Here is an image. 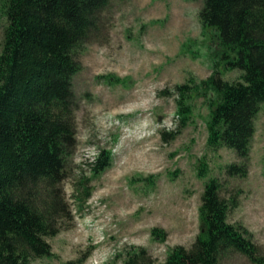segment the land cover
<instances>
[{"label": "rangeland", "instance_id": "rangeland-1", "mask_svg": "<svg viewBox=\"0 0 264 264\" xmlns=\"http://www.w3.org/2000/svg\"><path fill=\"white\" fill-rule=\"evenodd\" d=\"M109 2L100 27L90 31L93 37L78 53L80 67L72 79L77 147L64 186L73 224L48 238L52 255L31 264H123L137 246L163 261L175 245L190 247L195 241L210 176L223 180L225 196L242 190L229 219L251 232L264 255V106L254 120L246 177L227 172L226 166L239 160L234 149L208 145L204 98L193 100L187 124L177 111L175 85L212 71L219 29L201 22L204 0ZM220 69L225 79L241 73ZM103 149L112 150V164L91 180L92 196L78 210L73 184L82 173L90 175V162ZM201 157L207 177L198 175ZM154 227L164 239L152 235ZM218 264L256 263L229 252Z\"/></svg>", "mask_w": 264, "mask_h": 264}, {"label": "trees", "instance_id": "trees-1", "mask_svg": "<svg viewBox=\"0 0 264 264\" xmlns=\"http://www.w3.org/2000/svg\"><path fill=\"white\" fill-rule=\"evenodd\" d=\"M109 1L0 0V264H31L52 255L48 238L73 224L64 186L77 147L72 79L80 67L78 53L93 37L90 31L100 27ZM199 18L219 29L212 71L175 85L177 111L187 124L193 102L204 98L208 145L234 149L239 160L228 164L227 172L246 177L254 120L264 106V0H204ZM221 66L241 73L225 79ZM112 158L111 149L100 150L90 162V175L82 173L74 182L78 210L92 196L91 180L111 166ZM201 158L198 175L207 177L208 164ZM224 187L219 177L207 178L200 231L190 247L175 245L157 261L137 246L123 264H218L229 252L264 264L251 232L229 219L242 190L225 196ZM152 235L165 236L157 227Z\"/></svg>", "mask_w": 264, "mask_h": 264}]
</instances>
